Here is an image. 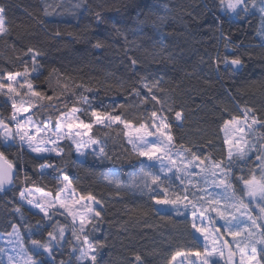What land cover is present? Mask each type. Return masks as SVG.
<instances>
[{
	"label": "trees",
	"instance_id": "trees-1",
	"mask_svg": "<svg viewBox=\"0 0 264 264\" xmlns=\"http://www.w3.org/2000/svg\"><path fill=\"white\" fill-rule=\"evenodd\" d=\"M77 2L0 0V4L7 8L6 21L10 28V35L0 39V76L7 72L23 71L25 62L30 66V56L23 53L28 47H34L44 53L38 58L42 67L39 79L34 80L37 90L53 95L45 78L52 68H56L61 74L72 76L76 83L94 89L93 92L84 93L92 107L111 112L116 105L139 104V98L130 94V85L138 81L139 76H134L128 68V57H136L141 61L137 65L140 75L148 79L164 77L163 87L169 90L168 103L173 107V112L165 114L173 125L175 143L183 144L201 156L211 154L214 159L227 156L228 145L224 143V133L220 130L224 119L230 115H240L242 108L249 107L254 109L259 119L264 120V48L260 46L264 40L259 35L261 19L258 12L253 11L246 18L232 17L224 24V31L230 38L227 51L240 55L245 66L238 73L231 74L221 65L217 74L210 57L218 52L224 54L226 50L225 42L218 39L219 32L213 23L215 0H79L90 6L91 11H85L84 7L75 8ZM45 6H49L51 15L44 14ZM95 12H100L106 22L98 24ZM157 16H166L163 25L158 26ZM113 24L127 34L129 41L137 39L132 34L134 31L153 39L163 36L168 45L163 55H170L171 60L162 58L159 48H152L150 40L137 39V44L142 46L139 50L126 45L124 38L116 34ZM57 31L61 33L59 37L54 35ZM97 39L103 40L105 47L94 48ZM144 48L148 51L145 52ZM153 55L158 62L153 60ZM108 73L113 75L109 76ZM36 75L33 73V76ZM119 80L125 82L123 89L115 86ZM51 84L52 88H56L54 79ZM135 86L141 87L138 83ZM82 91L77 89V94ZM141 91L142 95L146 94V90ZM59 92L60 89L56 88L57 95ZM5 100L6 97L0 96V117L7 120L12 109L10 102L5 103ZM65 100L71 107L75 97L71 94L61 96V103L56 106L60 111L65 110ZM42 103L44 107L33 109V119L46 121L52 116L54 125V117L59 112L49 107L47 100ZM77 106L88 107L79 103ZM153 106V103H149L139 108L133 107L125 115L130 118L147 115ZM181 110L183 119L177 121L175 111ZM78 115L89 122L90 117L83 112ZM261 134H264V128L256 126L253 135L257 138ZM91 135L106 145L107 157L89 150L85 159L80 160L75 145L69 140L61 141L64 148L62 157L47 154L44 155L47 159L36 158L27 149L23 152L15 147L10 149L9 155L20 165L19 178L12 187L0 191V233L8 234L13 230L12 225H16L27 244L29 233L26 227L35 225L40 215H35L36 212L22 202L20 192L37 188L54 194L56 178L67 175L78 194L91 192L103 204L99 231L89 236L90 240H100L105 245L99 250L98 260L101 264H135L137 254L143 257L145 264H168L177 251H203V242L196 234L195 238L193 236L190 214L176 215L174 211L167 210L157 212L153 209H158V206L147 194L138 190H120L117 195V189L104 182L101 173L115 172L123 182L128 183L131 175L139 174L141 160L148 163L131 151L122 125H113L111 129L94 125ZM42 163L54 164L57 171L48 169L41 176L39 165ZM255 163L253 154L248 167ZM240 168L247 171L245 165L237 162L233 168L235 175L240 174ZM25 174L30 177L28 181L24 180ZM173 184L178 186L177 190L183 187L175 178ZM17 207L21 208L20 213L15 211ZM133 209L139 211L134 212ZM142 212L147 215H142ZM165 215L171 216V220L161 218ZM53 220L66 222L62 215L54 216ZM33 238H42V234ZM77 256L79 252L72 253L65 244L57 251L56 262L59 264L63 260L65 264H88L77 261ZM0 264H8L1 254ZM219 264L224 263L219 261Z\"/></svg>",
	"mask_w": 264,
	"mask_h": 264
},
{
	"label": "snow or ice",
	"instance_id": "snow-or-ice-1",
	"mask_svg": "<svg viewBox=\"0 0 264 264\" xmlns=\"http://www.w3.org/2000/svg\"><path fill=\"white\" fill-rule=\"evenodd\" d=\"M74 7L77 9L84 7L85 11H91L90 6L80 3L79 0ZM164 7L167 12V5ZM213 8L215 9L213 23L219 32L218 39L225 42L226 52L224 54L218 52L210 59L217 74L220 73L221 65L226 72L238 73L245 66L244 60L240 55L227 51L230 47V38L224 31V24L232 17L246 18L253 14V11L258 12L261 19L259 35L264 40V0H215ZM44 14H52L49 6H45ZM94 15L98 24L106 22L100 12H95ZM6 16L7 8L0 4V39L10 35ZM165 20L166 16H157L158 26L163 25ZM113 28L117 35L124 38L126 45H132L139 50L142 46L137 44V39H147L152 42V48H159L162 58L171 60L170 55L167 57L163 55L168 48L163 36L153 39L151 36H140L134 31L132 34L137 39L129 41L124 31L115 24ZM54 35L59 37L61 33L57 31ZM260 46L264 48V43ZM93 47L103 48L105 42L97 39ZM144 51L147 52L148 49L144 48ZM125 54L127 55V48ZM23 55L30 56V66L25 62L23 71L7 72L6 75L0 76V96L6 97L5 103L10 102L12 109L9 119L0 117V191H5L7 185H12L19 178L20 165L9 155L10 149L15 147L20 152L27 149L34 153L36 158L47 159L45 153H55L57 157H62L64 148L61 141L69 140L75 145V151L80 156L85 155L81 151L82 148L91 147L94 152L98 150L99 155L107 157L106 145L90 135L92 128L99 125L111 129L113 125H122L123 135L131 145V151L138 158H145L148 163L142 159L139 174L131 175L128 183L123 182L115 172L101 173L104 182L116 188L117 195L120 194V190H138L147 194L154 205L161 206L153 209L157 212L167 210L174 211L176 215H184L181 208L185 210L190 208L193 236L195 238V234L198 233L205 241L203 251H177L171 256L168 264H174L177 257L188 256H195L199 264H219L215 257L223 260L224 264H237L235 259L237 256L238 264H264V134L258 135L255 140L251 138L256 132V126L264 128V120L256 116L254 109L244 107L240 115H230L228 119L223 120L220 130L224 133V143L228 145L225 158L214 159L211 154L201 156L191 148L175 143L173 125L169 116L165 114L173 112V107L168 103L170 92L163 87L164 77L148 79L147 76L140 75L137 65H140L141 61L138 58L129 56L128 68L134 76H139V80L130 85V94L139 98V104L116 105L110 112L92 107L89 98L84 95L85 92H93L92 87L76 83L72 76L61 74L56 68H52L45 78L53 95L37 90L34 80L39 79L42 67L38 58L44 53L34 47H28ZM153 60L156 61L155 55ZM33 73L37 75L33 76ZM108 75L112 76L113 73ZM53 79L56 88L60 89L59 95L56 88H52ZM136 83L141 87L137 88ZM115 86L123 89L125 82L119 80ZM22 89L24 91H21ZM77 89L83 91L77 94ZM141 89L146 90V94L142 95ZM157 93L162 95L158 96ZM68 94L75 97V101L69 107L68 101L65 100L63 102L65 110L60 111L56 107L61 103L60 97ZM45 100L50 102L49 107L59 112L54 117V125L52 116L46 121L37 122L33 120L32 115H24L29 113L30 109L44 107L42 102ZM77 103L88 107H78ZM149 103H153L154 106L147 115L141 114L134 118L125 115L130 108H139ZM117 109L120 111L117 112ZM81 112L90 117L89 122H85L77 115ZM175 119L177 121L183 119L182 110L175 111ZM252 154H255L256 163L248 167ZM237 162L245 165L247 171L240 168V174L235 175L233 168ZM47 169L57 171L54 164L42 163L39 165L40 175L44 176ZM192 177H202L204 186L194 183ZM173 178L183 186L180 190H177L178 186H174ZM29 179L30 177L25 174L24 180ZM210 188L221 191H209ZM35 191H40L41 195L28 198L33 189L27 188L20 192V198L26 200L33 209H38L34 214L40 215V219L35 225L26 227L29 233L27 244L19 228L12 225L13 231L8 235L16 238V247L13 248L16 254L7 257L8 264H57L56 253L65 244L72 253L79 252L77 261L101 264L98 260L99 250L105 245L100 240H90L89 236L99 231L102 202L91 192L78 194L67 175L56 178L54 194L51 191L42 192L40 189ZM15 211L20 213L21 208L17 207ZM141 214L147 215L146 212ZM56 215L64 216L66 222L54 221ZM161 218L171 220V216L168 215ZM219 221L223 223L220 224ZM37 234H42V238H33ZM225 235L230 236L231 241L224 239ZM3 251L0 249V252ZM59 264H65V261L60 260ZM135 264H145L139 254L135 255Z\"/></svg>",
	"mask_w": 264,
	"mask_h": 264
},
{
	"label": "rangeland",
	"instance_id": "rangeland-1",
	"mask_svg": "<svg viewBox=\"0 0 264 264\" xmlns=\"http://www.w3.org/2000/svg\"><path fill=\"white\" fill-rule=\"evenodd\" d=\"M27 115H31L30 112L28 114H26L25 116ZM78 115V114H77ZM34 120V119H33ZM35 121V120H34ZM50 127H52V125H49ZM91 135V133H90ZM253 140L256 139L255 135H252L251 137ZM151 139V138H150ZM89 150H92L93 149L91 147H88V148H82L81 151H83L86 155L87 151ZM98 151V150H97ZM47 154H55V153H45L44 155H47ZM85 155L83 156H80L78 153H77V156L80 160H84L85 159ZM253 155V154H252ZM48 170V169H47ZM46 170V171H47ZM198 171V169H197ZM193 179V182L194 183H199L201 186H204V182H203V178L202 177H192ZM42 192H45L43 190H41ZM209 191H216V192H219L221 191V189H214V188H210ZM33 192H35V190H33ZM38 192V194H41L40 191H36ZM36 193H31V195L28 196V198H32L33 196L35 197H39L40 195H38ZM202 193H198V195H200ZM27 195V194H26ZM22 200V199H21ZM22 202L27 206L29 207L32 211L34 212H38V209H33L31 205H29L27 203L26 200H22ZM158 206V205H157ZM161 206H158V208H160ZM181 212H183L184 214H190L191 215V209H187L185 210L184 208H181ZM213 216H215V214H213ZM192 219V217H191ZM220 224L223 223V221H219ZM218 226V225H217ZM13 231V230H12ZM11 231V232H12ZM10 232V233H11ZM9 234V233H8ZM8 234H3V233H0V249H3L4 251L3 252H0V254L7 260V257L9 255H15L16 253L13 252V248L16 247V244H15V236H10ZM196 236L203 242V244H205V241L203 239V237H201L198 233H196ZM224 239H227L229 241H231V237L230 236H227L225 235ZM233 248H235V245L233 244ZM19 249L17 248V251ZM225 255H227V252L225 253ZM215 259L219 260L220 262H223V260H220L219 257H215ZM236 261H237V264H238V260H239V257L237 256L236 258ZM8 262V260H7ZM87 261H84V262H81V263H85ZM193 262H195V264H199V261L197 260V258L195 256H188L187 258H184V257H177V261L174 262V264H193Z\"/></svg>",
	"mask_w": 264,
	"mask_h": 264
},
{
	"label": "water",
	"instance_id": "water-1",
	"mask_svg": "<svg viewBox=\"0 0 264 264\" xmlns=\"http://www.w3.org/2000/svg\"><path fill=\"white\" fill-rule=\"evenodd\" d=\"M14 183H15V182H14ZM14 183H13L12 185H7V186H6V189L12 187V186L14 185Z\"/></svg>",
	"mask_w": 264,
	"mask_h": 264
},
{
	"label": "bare ground",
	"instance_id": "bare-ground-1",
	"mask_svg": "<svg viewBox=\"0 0 264 264\" xmlns=\"http://www.w3.org/2000/svg\"><path fill=\"white\" fill-rule=\"evenodd\" d=\"M30 114L32 115V112H33V109H30ZM26 114H28V113H26ZM26 114H24V115H26ZM254 207V206H253Z\"/></svg>",
	"mask_w": 264,
	"mask_h": 264
},
{
	"label": "crops",
	"instance_id": "crops-1",
	"mask_svg": "<svg viewBox=\"0 0 264 264\" xmlns=\"http://www.w3.org/2000/svg\"><path fill=\"white\" fill-rule=\"evenodd\" d=\"M31 189H33V190H35V189H37V188H31ZM32 193H36V194H38V192H32ZM38 195H41V194H38Z\"/></svg>",
	"mask_w": 264,
	"mask_h": 264
}]
</instances>
